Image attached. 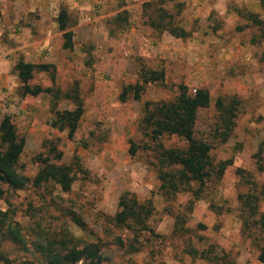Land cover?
<instances>
[{"label":"rangeland","instance_id":"obj_1","mask_svg":"<svg viewBox=\"0 0 264 264\" xmlns=\"http://www.w3.org/2000/svg\"><path fill=\"white\" fill-rule=\"evenodd\" d=\"M233 1L230 0V8L236 15L237 11L244 15L255 11L253 14L264 20L260 4L237 8ZM157 7L155 3L144 7L143 12L150 13ZM100 8L94 10L95 17L101 16ZM74 23L68 19L69 27ZM175 23L181 27V20L176 18ZM136 24V20L119 13L102 22L100 45L92 46L90 39L95 33L89 29L83 36L72 35L70 50H52L53 63L48 59L35 60L33 65L49 68L45 72L34 71L28 84L51 89L49 94L27 95L29 100L23 101L17 79L15 87L9 84L0 89V123L8 119L23 141L17 163L21 173L31 180L45 162L68 166L73 176L67 193L53 182L38 187L29 185L20 191L3 187L1 210L19 223L30 224V230L36 224L49 225L56 231L64 228L72 235L83 236L64 211L78 213L87 229L106 243L105 264H206L186 254L185 247L189 245L198 249L210 246L218 256L228 254L235 264H259L256 258L260 241L242 227L238 218V198L247 192L258 196V210L264 212V194L260 192L264 187V41L258 39L257 27L239 16L238 21L225 23L210 14L205 52L194 58L193 52L184 49L168 60L158 55L152 58L140 49H126ZM204 38L202 35L196 41ZM142 69L163 71L164 77L161 82L143 86L139 101H133L128 93L126 100L120 102V91L133 86ZM11 74L15 75L13 69ZM180 85L186 86L189 93L199 88L209 95L208 107L198 113L194 138L212 145L214 169L219 162L231 160L222 177L207 183L201 200L191 208L192 196L188 192L170 199L158 188L155 154L140 122L143 102H170L176 98ZM232 96L238 101L234 129L230 139L218 145L213 138V105L217 99ZM75 105L80 106L82 114L68 138L65 130L58 131L49 124L54 111L71 110ZM157 142L163 148H185V143L175 136L165 135ZM237 171H242L241 178ZM245 175L252 187L245 184ZM122 196L138 203L148 201L152 208L146 230L137 232L141 248L134 253L115 242L121 239L127 244L132 237L128 230L106 224L109 234L101 231L105 223L98 214L112 217ZM178 216L184 224H178L180 229L175 231L174 218ZM2 248L12 249L8 245Z\"/></svg>","mask_w":264,"mask_h":264},{"label":"trees","instance_id":"obj_2","mask_svg":"<svg viewBox=\"0 0 264 264\" xmlns=\"http://www.w3.org/2000/svg\"><path fill=\"white\" fill-rule=\"evenodd\" d=\"M259 4L264 10V0H259ZM144 7L149 8L150 3H144ZM245 14L243 11H237L239 17L257 27L258 39L264 41V20H259L253 13ZM178 15V10L171 14L158 5L149 14L148 24L154 30L166 31L173 38L183 39L186 33L181 27L175 25ZM56 23L64 40L62 49L70 50L72 33L68 31V16L65 9H59ZM48 68V65H33L21 59L15 63L13 70L20 84L19 90L22 97L51 93V89L30 87L28 84L34 71L45 72ZM163 74V71L142 69L138 76L139 80L133 86L121 90L118 96L119 101L124 102L128 93H131L133 101H139L143 86L161 82ZM177 90L176 98L170 102H143L140 122L144 136L155 154L154 171L159 182L158 188L170 199L181 192H188L192 196L189 202V208H191L195 202L201 200L207 183L222 177L225 168L231 165V160L219 162L218 168L214 169L210 157L212 145L194 138V126L198 113L209 105L207 91L197 88L191 94L183 85L178 86ZM73 101L77 103L75 98ZM213 107L216 114L213 138L218 145H222L232 135L238 101L234 96L221 98L215 101ZM81 114L82 110L78 105L71 110L54 111L49 125L58 131L65 130L67 137L70 138ZM165 135L182 140L185 148H163L157 141ZM22 147L23 141L16 136L14 127L8 119H3L0 123V202L4 194L3 187L11 191H20L29 185L38 187L43 183L53 182L59 186L61 192L70 191L73 176L71 168L65 165L43 162L33 179L30 180L24 176L17 165ZM143 149H147V146H143ZM53 151L54 148L51 147V154ZM130 154H133V150H130ZM237 172L241 178L242 171ZM247 178L245 184L252 187L253 183ZM260 192L264 194V187ZM238 202L241 207V216L238 218L242 227L260 241L256 260L259 264H264V212L258 210L259 198L256 194L247 192L239 196ZM117 207L118 210L112 217L98 214L105 223L101 231L109 234V230L105 228L106 224L117 230H128L132 233V237L127 244H124L121 239H116L115 242L120 248L134 253L141 248L137 232L146 230V221L152 211L151 204L148 201L138 203L132 197L122 196L118 200ZM64 212L68 221L82 232L83 236L72 235L64 228L56 231L49 225L40 227L36 224L33 225L34 230H30V224L15 221L9 212L2 211L0 208V264H105L107 259L103 255V249L107 248L106 243L97 237V233L87 229L78 213L69 210ZM174 222L173 228L176 231L180 229L178 224H184V219L178 216L174 218ZM3 245H8L12 249L4 250ZM185 252L193 260H201L206 264H235L234 259L228 254L218 256L210 246L203 245L201 249H198L189 245L185 247Z\"/></svg>","mask_w":264,"mask_h":264},{"label":"crops","instance_id":"obj_3","mask_svg":"<svg viewBox=\"0 0 264 264\" xmlns=\"http://www.w3.org/2000/svg\"><path fill=\"white\" fill-rule=\"evenodd\" d=\"M144 3H150V6L157 3L171 14L178 10L177 20H181L179 25L186 33L185 38H173L166 31L151 28L148 19L153 11L143 12ZM233 3L241 8L249 3L258 6L259 0H234ZM230 6V0H0V89L9 84L14 87L18 84L14 83L17 78L11 71L20 58L30 64L39 59L54 62L52 50L62 49L64 42L56 23L60 8L65 9L68 19L75 21L68 28L72 35L83 36L89 29L93 30L95 36L90 40L95 47L103 41L100 36L102 22L114 19L119 13L127 15L136 20L137 28L131 29L126 49H140L148 52L152 58L158 55L172 60V56L185 52L184 49L191 54L193 52L194 58L196 54L205 52L207 18L211 14L219 16L225 23L238 21ZM98 7H101L102 14L95 17L94 10L97 11ZM192 24L199 27L193 28ZM202 35L206 38L196 41ZM151 43L153 47L149 46ZM148 48L151 50L148 51ZM26 96L23 101L29 100Z\"/></svg>","mask_w":264,"mask_h":264},{"label":"built area","instance_id":"obj_4","mask_svg":"<svg viewBox=\"0 0 264 264\" xmlns=\"http://www.w3.org/2000/svg\"><path fill=\"white\" fill-rule=\"evenodd\" d=\"M191 93H192V94L194 93V89H192Z\"/></svg>","mask_w":264,"mask_h":264}]
</instances>
